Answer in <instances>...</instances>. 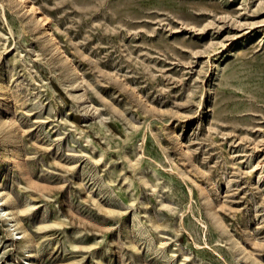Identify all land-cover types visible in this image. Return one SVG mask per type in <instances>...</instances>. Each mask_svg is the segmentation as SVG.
Segmentation results:
<instances>
[{"label": "rangeland", "instance_id": "374dc122", "mask_svg": "<svg viewBox=\"0 0 264 264\" xmlns=\"http://www.w3.org/2000/svg\"><path fill=\"white\" fill-rule=\"evenodd\" d=\"M26 1L0 0V264H264V0Z\"/></svg>", "mask_w": 264, "mask_h": 264}, {"label": "bare ground", "instance_id": "6f19581e", "mask_svg": "<svg viewBox=\"0 0 264 264\" xmlns=\"http://www.w3.org/2000/svg\"><path fill=\"white\" fill-rule=\"evenodd\" d=\"M21 2H25L26 0H19ZM26 4V8L27 10L29 11H36L34 5L32 3H29V2H25ZM5 96V92H0V101L4 98ZM8 201H9V197L3 193L1 191V188H0V209H1V212L2 214L4 213L5 215H7L9 218V225L11 227H13V229H17L16 225H17V221H16V218L14 217V213L12 211V206L11 205H8ZM17 233V232H16Z\"/></svg>", "mask_w": 264, "mask_h": 264}]
</instances>
